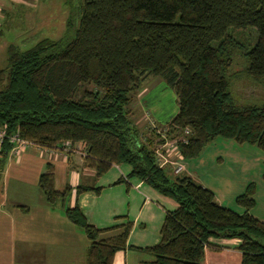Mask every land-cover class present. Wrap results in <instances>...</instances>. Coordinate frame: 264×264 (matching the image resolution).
Instances as JSON below:
<instances>
[{"label":"trees","instance_id":"trees-1","mask_svg":"<svg viewBox=\"0 0 264 264\" xmlns=\"http://www.w3.org/2000/svg\"><path fill=\"white\" fill-rule=\"evenodd\" d=\"M65 4L68 15L60 38L44 37L25 50L7 45V65L0 68V126L47 149L81 142L86 151L82 164L95 176L113 164H127V178L136 177L174 199L178 206L165 212L160 241L139 248L153 256L151 264H202L206 248H220L211 238H237L241 264H264V222L249 212L255 205L254 183L235 197L244 208L238 213L220 205L210 189L184 171L174 174L170 165L159 167L156 155L159 145L175 139L180 158H195L217 137L264 151V102L239 105L229 93L232 38L227 34L230 27H255L245 73L264 81V0ZM151 75L174 91L178 110L160 129L150 121L142 134L130 105ZM10 148L8 141L1 144V163ZM38 187L50 205L64 204L71 191L55 187L50 163ZM89 190L99 193L101 188L78 185L76 197ZM64 211L89 241L85 264H112L114 254L127 247L132 222L100 229L88 223L77 202ZM107 231L114 233L104 236Z\"/></svg>","mask_w":264,"mask_h":264},{"label":"crops","instance_id":"crops-1","mask_svg":"<svg viewBox=\"0 0 264 264\" xmlns=\"http://www.w3.org/2000/svg\"><path fill=\"white\" fill-rule=\"evenodd\" d=\"M35 1L0 0V27L2 16L15 5L21 7L22 2L32 5ZM26 10L28 13L30 7ZM143 82L133 97L148 102L151 86ZM152 102L150 108L155 111ZM77 146L84 149L81 142L73 143L67 152L31 144L22 146L16 154L9 151L4 161H0V264H85L88 239L82 229L68 220L64 211L65 206L71 207L75 202L88 223L96 228L132 222L127 247L114 254L112 264H151L152 256L139 248L160 241L165 212L175 209L178 203L136 177L127 178L130 172L127 164H113L104 174L95 176L93 169L83 166V158L73 149ZM2 158L0 152V160ZM182 162L183 174L210 189L216 201L228 207L220 199L226 191L228 194L232 191V184L226 185L224 176L212 173L207 178L201 177L198 171L202 158L194 165L188 160ZM49 163L53 165L55 187L59 190L71 188L64 204L46 203L38 187L39 176ZM119 178L126 181L115 183ZM81 184L101 190L99 193L85 191L76 197L75 188ZM254 199L255 205L249 212L264 222V188L255 192ZM113 233L107 231L103 235ZM210 242L220 248H206L202 264H241V252L237 249L239 239L211 238Z\"/></svg>","mask_w":264,"mask_h":264},{"label":"rangeland","instance_id":"rangeland-1","mask_svg":"<svg viewBox=\"0 0 264 264\" xmlns=\"http://www.w3.org/2000/svg\"><path fill=\"white\" fill-rule=\"evenodd\" d=\"M74 1L81 3L82 0ZM20 4H22L21 7L17 4L14 9L11 8L2 16L0 68L7 65V44L13 43L19 49L25 50L44 37L57 39L65 33V21L68 15L65 0H36L32 5L23 2ZM28 7L30 10L26 13ZM227 34L232 38V43L228 46L232 55V64L228 71V89L233 101L239 105L264 102V81L257 82L245 73L247 53L257 38L255 27H230ZM143 83H150L151 86V91L146 98L148 102H140L139 97H133L130 105L131 118L142 134L152 126L150 121H154L153 123L158 126L157 129H160L159 127L170 121L178 110L174 91L166 86L161 77L151 75L146 77ZM91 87L88 85V88ZM150 101L155 103V111L150 108ZM199 158L203 159L198 171L201 177L207 178L208 174L212 173L220 174L226 178L228 183L226 185L232 184L230 194L226 191L220 199L233 211L243 212L244 208L236 204L234 197L242 193L247 184L253 182L255 192L264 188V151L254 144L238 143L233 139L217 137L208 142L197 157L188 159V162L194 165ZM218 195L220 197V194ZM148 256L152 255L148 254Z\"/></svg>","mask_w":264,"mask_h":264},{"label":"built area","instance_id":"built-area-1","mask_svg":"<svg viewBox=\"0 0 264 264\" xmlns=\"http://www.w3.org/2000/svg\"><path fill=\"white\" fill-rule=\"evenodd\" d=\"M185 133H189L188 129H185ZM180 140H186L185 137H180ZM4 141H8L11 144L10 153L16 154L22 146L31 145L29 140H26L15 132L12 134L7 133L4 127L0 126V146ZM174 140H167L156 149L157 161L159 167L170 165L174 174L182 173L185 170L183 159L180 158L174 148ZM73 144L69 141L63 142L60 149L67 152L72 149ZM81 157L85 156L86 151L80 149L79 146L73 148Z\"/></svg>","mask_w":264,"mask_h":264}]
</instances>
